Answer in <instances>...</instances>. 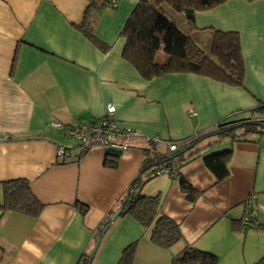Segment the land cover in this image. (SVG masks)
Listing matches in <instances>:
<instances>
[{"label":"crops","instance_id":"1","mask_svg":"<svg viewBox=\"0 0 264 264\" xmlns=\"http://www.w3.org/2000/svg\"><path fill=\"white\" fill-rule=\"evenodd\" d=\"M140 1L117 0L100 16L95 35L104 51L78 29L88 0H0V183L25 179L45 205L36 218L0 211V264H117L136 240L134 264H171L188 245L217 255L219 264L264 256V135L223 140L177 174L141 177L147 182L140 195L160 194L162 214L180 226L182 240L170 249L151 242L152 228L118 215L153 152H169L164 144L154 149L148 137L179 141L264 119L254 111L264 105V0H230L195 15L197 30L240 35L241 86L192 73L142 78L123 58L121 37ZM109 103L120 127L139 134L115 168L104 165L110 151L97 146L82 156L66 135L102 118ZM60 147L69 155L58 156ZM230 149V175L218 183L203 157ZM181 178L199 193L195 202L182 193ZM249 211L254 226L235 229Z\"/></svg>","mask_w":264,"mask_h":264},{"label":"trees","instance_id":"2","mask_svg":"<svg viewBox=\"0 0 264 264\" xmlns=\"http://www.w3.org/2000/svg\"><path fill=\"white\" fill-rule=\"evenodd\" d=\"M230 0H143L129 16L121 37L125 40L123 58L132 64L145 80H152L172 73H192L214 81L241 86L245 75L240 35L237 32H224L216 29L197 30V12L215 9ZM254 2L257 0H247ZM89 6L78 29L102 50L109 49L95 35L100 16L114 7L112 0H88ZM178 16V17H177ZM180 17V18H179ZM180 20H179V19ZM255 112H264V105ZM93 121V120H92ZM91 122V121H89ZM264 135V119L248 123L218 126L205 134L179 140L165 141L177 143L174 151L163 154L153 152L145 164L147 168L136 179L122 197L123 214L131 215L144 229L152 228L150 240L161 248L170 249L182 240L178 223L162 214V197L142 196L140 191L146 184L142 176L158 169H168V175L177 174L200 157L203 149L212 148L223 140L231 142H250V135ZM207 142V143H205ZM152 147L157 144H150ZM233 151L223 150L203 157L206 169L216 182H222L230 175L229 162ZM121 154L108 152L104 165L115 168ZM182 193L190 202L198 197L197 190L184 178L179 182ZM45 205L35 196L31 184L25 179L0 183V211L17 212L36 218ZM247 221V222H246ZM256 222L253 211H249L241 222H234L235 229L240 224L247 231ZM264 229V225H259ZM138 240L126 246L117 264H134ZM88 264V263H86ZM171 264H219L217 255L186 246L171 261ZM254 264H264V256Z\"/></svg>","mask_w":264,"mask_h":264},{"label":"built area","instance_id":"3","mask_svg":"<svg viewBox=\"0 0 264 264\" xmlns=\"http://www.w3.org/2000/svg\"><path fill=\"white\" fill-rule=\"evenodd\" d=\"M115 4L117 0H112ZM53 126L62 127L63 125L58 122H53ZM67 138L73 140L77 149L84 156L94 147H102L108 151L115 153H123L129 148V141L132 138L138 137V132L130 128H122L116 120V107L114 104L109 103L107 105L105 115L91 122H85L81 124H75L69 127L66 131ZM149 144H164L174 151L177 149V143L165 142L158 137L146 139ZM70 150L60 147L57 151L58 156L69 155ZM168 169L161 168L150 174L151 178L162 174H168ZM247 222V221H246Z\"/></svg>","mask_w":264,"mask_h":264},{"label":"rangeland","instance_id":"4","mask_svg":"<svg viewBox=\"0 0 264 264\" xmlns=\"http://www.w3.org/2000/svg\"><path fill=\"white\" fill-rule=\"evenodd\" d=\"M178 17V16H177ZM180 18V17H179ZM259 116L261 117V118H264V113H259ZM120 211V210H119ZM119 211H117L118 213H119ZM115 215H116V213H115ZM178 248H179V246H177Z\"/></svg>","mask_w":264,"mask_h":264},{"label":"water","instance_id":"5","mask_svg":"<svg viewBox=\"0 0 264 264\" xmlns=\"http://www.w3.org/2000/svg\"><path fill=\"white\" fill-rule=\"evenodd\" d=\"M122 211H123V208H122V209L119 211L118 215H119V214H121V213H122Z\"/></svg>","mask_w":264,"mask_h":264}]
</instances>
